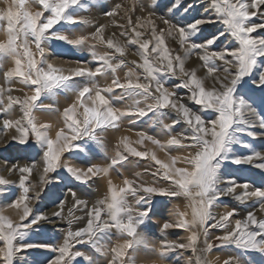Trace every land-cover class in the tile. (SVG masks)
I'll return each instance as SVG.
<instances>
[{"label": "snow or ice", "instance_id": "obj_1", "mask_svg": "<svg viewBox=\"0 0 264 264\" xmlns=\"http://www.w3.org/2000/svg\"><path fill=\"white\" fill-rule=\"evenodd\" d=\"M93 2L9 0L0 9V68L12 65L0 83V129L34 154L32 163L8 167L16 181L0 175V199L18 217L0 211V264H162L188 250L185 264H215L209 255L227 248L239 255L222 264H253L250 253L264 259V151L246 139L264 138V0H132L105 8L109 23L94 24L82 15ZM217 24L222 30L210 31ZM80 25L94 30L76 35ZM76 51L91 59L69 68L58 61ZM61 94L70 101L62 111ZM38 112L58 113L55 128ZM125 122L147 128L134 142L114 138L109 155L105 134ZM157 126L166 139L150 134ZM145 141L152 150L133 146ZM94 149L107 163L73 162ZM130 157L152 163L114 184L112 171ZM243 166L258 173L236 175L251 170ZM98 179L107 191L90 202L81 186ZM157 197L177 202L158 222L159 241L147 231L161 215ZM224 198L237 203L221 213ZM45 200L57 210L43 211ZM57 221L67 225L60 241L45 239ZM77 222L83 226L73 230ZM173 229L189 232L186 242L167 239Z\"/></svg>", "mask_w": 264, "mask_h": 264}, {"label": "rangeland", "instance_id": "obj_2", "mask_svg": "<svg viewBox=\"0 0 264 264\" xmlns=\"http://www.w3.org/2000/svg\"><path fill=\"white\" fill-rule=\"evenodd\" d=\"M9 2V0H0V9H3L6 4ZM85 2H88V0H85ZM116 3H122V4H128L130 5L132 3V0H94L93 6L90 7L89 10L83 11L82 15L88 17L90 20L93 21V24L95 23L96 20H100L102 23H109L107 19L103 17V10L105 8H111L114 6ZM223 25L222 24H217L215 25L210 31H216L217 29L222 30ZM94 30L92 25H80L78 28H76L74 31L76 35H79L81 33H87ZM109 33L112 31H117L115 28H109ZM4 38L3 32H0V39ZM233 42L230 39H225L222 41V45L225 44H232ZM100 51H103V48L99 49ZM60 58L66 59L68 61H75L77 59L81 58H86V59H91V56L87 52H79L76 51L75 55H64L61 56ZM135 57L130 56L129 59H132ZM191 63V61H190ZM11 63L9 62L6 66L0 68V83H3L2 80V73L7 70L8 67H11ZM124 71H127V69H124ZM123 75V73H120ZM14 88H19L20 85L18 83H15L12 85ZM27 91V89H25ZM20 94L19 92H14L13 95H18ZM45 103H52L53 101L46 99L44 101ZM70 102L68 97L64 94H61L57 100L55 101L57 107H59L62 111L63 107L67 106V103ZM37 117L40 122L42 123H50L54 126H56L59 114L58 113H37ZM147 124L145 123H137L136 125H130L127 122L124 123L123 127L120 129V131H115V130H109L105 134V144L107 147V151L109 155L113 154L114 150V138H119L120 136H128L130 138V141H135L138 137L136 136V133L142 129H146ZM180 129L177 128L176 131H179ZM11 130L4 131L0 129V175L5 176L7 179L14 180L16 181L18 179V173L16 174H10L8 172V167L11 166L13 163H32L33 160L30 158L34 154L29 153L26 151H23L20 148H17L15 141H11L8 138ZM150 134H158V138L161 139H166L167 135L161 130L160 127H155L154 132L150 130ZM172 134H175L173 132ZM249 143H251L255 148L258 150L264 151V138H257V139H250L246 138ZM133 146L137 147L138 150L144 151V150H152L153 146L151 145L150 142L145 141L143 145H136L133 144ZM238 151L244 152L247 154V149L243 148H238ZM173 155L177 154H183V153H176L173 152ZM157 156L158 158L164 160L166 159V153L157 150ZM131 163H125L123 167H121L119 170H113L111 173L110 178L112 179L113 183L116 185H122V181L124 177L132 178V174L136 172H143V169L148 166L150 162L149 160L146 159H141V158H132L130 157ZM35 162L37 163L38 167L42 168V165L39 164V157H35ZM74 163L77 164V166L80 167H86L87 162H93V163H107L105 160L103 153L100 152L99 150H93L92 153L90 154L89 157H84L81 156L79 159L73 161ZM245 169H251L250 171H237L235 172L236 175L241 176V177H249L256 175L258 173L257 169L251 168V166H243ZM39 173L38 172H33L31 178H36L38 180ZM143 179H150L148 176H144ZM14 188L15 186H10ZM81 190L87 195L84 197L88 199L90 202L95 201L98 198H103V195L106 193L107 188H106V180L98 179L96 180L95 183H90V185H82ZM62 192H66V189H62ZM61 199H64V196L61 195ZM68 201L70 202V197L68 198ZM10 201H5L0 199V211L3 212L5 215H9L14 219H17L18 217L16 216V212L13 209H9L6 207V204L9 203ZM57 204L59 201L56 202ZM174 203H177L176 201L169 202L168 198L166 197H157L156 198V211L158 213H161V215H157L153 217L152 224L150 225L149 229L147 230L149 235L154 239L159 241L162 237L160 231H159V226L158 222L162 223V218L167 217L169 215V209L173 206ZM237 202L232 200L231 198H224L223 204L217 209L218 212H224L229 210L231 207L235 206ZM41 209L43 211L51 212L57 210L56 204L50 203L47 200L41 202ZM70 206V203H69ZM187 209V201H183L181 203V210H186ZM190 212V209H187ZM65 212H67V208H65ZM77 216H83V212L77 211L75 213ZM86 222V221H85ZM60 227H55L52 225H47L45 233H44V238L49 239L51 238L53 242H58L60 241L63 232L66 230L67 225L62 223L59 225ZM78 226H83L80 222H77L73 225V230H75L76 227ZM216 235L221 234L220 230H217L215 233ZM190 235L189 232L181 229H173L169 230L167 234V239L170 240H181L183 242H186V238ZM117 242H120V238L116 237L115 235L113 236L112 239V244L115 245ZM2 243V242H0ZM83 250V249H80ZM43 255H49L47 253H44ZM228 255L232 256H238L239 252L238 250L234 248H227V249H216L213 250V252L209 255V259L214 261L215 264H222L223 260L228 257ZM192 256V252L190 250L183 252L182 256H177L176 254H172L169 259L165 260L162 262V264H185V260L189 257ZM250 258L253 261V264H264V259L260 256L259 253H250L249 254ZM42 258V257H41ZM243 259V257H241Z\"/></svg>", "mask_w": 264, "mask_h": 264}, {"label": "bare ground", "instance_id": "obj_3", "mask_svg": "<svg viewBox=\"0 0 264 264\" xmlns=\"http://www.w3.org/2000/svg\"><path fill=\"white\" fill-rule=\"evenodd\" d=\"M58 61H62L63 62V66L65 67V68H69V67H71V66H73L72 64H70V63H68L69 61L68 60H66V59H63V58H58ZM47 212V211H46ZM62 224V222H59V221H57L56 223H55V227H60L59 225H61ZM49 225H52V224H49ZM52 226H54V225H52Z\"/></svg>", "mask_w": 264, "mask_h": 264}]
</instances>
